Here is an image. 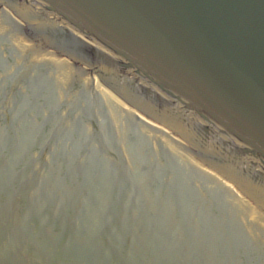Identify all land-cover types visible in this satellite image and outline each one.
I'll return each mask as SVG.
<instances>
[{"label":"rangeland","instance_id":"1","mask_svg":"<svg viewBox=\"0 0 264 264\" xmlns=\"http://www.w3.org/2000/svg\"><path fill=\"white\" fill-rule=\"evenodd\" d=\"M36 43L64 65L38 58ZM71 49L24 5L0 0V264H61L72 258L66 242L95 246L102 264H264V191L243 181L254 215L139 125L120 122L78 82L85 71L115 94L104 69ZM65 62L82 70L71 75ZM123 84L127 93L112 83L117 98L162 118L147 96ZM180 124L167 129L239 190L221 149Z\"/></svg>","mask_w":264,"mask_h":264},{"label":"water","instance_id":"2","mask_svg":"<svg viewBox=\"0 0 264 264\" xmlns=\"http://www.w3.org/2000/svg\"><path fill=\"white\" fill-rule=\"evenodd\" d=\"M14 1L89 42L70 37L105 78L193 125L264 191V0ZM66 248L72 258L61 264H102L95 246Z\"/></svg>","mask_w":264,"mask_h":264},{"label":"bare ground","instance_id":"3","mask_svg":"<svg viewBox=\"0 0 264 264\" xmlns=\"http://www.w3.org/2000/svg\"><path fill=\"white\" fill-rule=\"evenodd\" d=\"M1 13H2V15L6 16L8 19H10V21L15 20L8 11H2ZM13 23L15 25H17L15 22H13ZM77 37L79 38L78 40L81 43L85 44V46L90 47L89 44L85 40L80 38V36H77ZM77 37H76V39H77ZM33 48H36L35 50L38 51V58H41V57L45 58L46 57L48 59H52L56 63V65H58V66L64 65L62 60H60L57 57H54L53 54L46 52L45 49L41 46V44L36 43V44H34ZM65 64H68L69 66H71L70 72H69L71 75H73L75 73L77 76V72H79L78 69L82 70L79 67H73L68 62L67 63L65 62ZM82 73L83 74L78 79V82L80 81L79 84L82 86L83 85L85 86L86 84H88L92 88L91 91L95 97H99L102 102L113 107L116 110V112L118 113V115L120 114L119 118H118V120L120 122L123 121V119H126V120L133 121L134 123L139 125V127L141 129L140 132H142V133L146 132L150 139H154L156 141L155 142L156 145H158L162 149H165V147H166L167 150H170L171 152H173L181 162L188 163L198 173H200L203 177H205L210 182H212L213 184L218 186L220 189L228 192L230 195H232L234 198H237L239 201L243 202L245 205L250 206L251 208H249V209L252 210L251 213L256 215L254 213L255 210H253V209H256L255 208L256 206L254 204H253L254 205L253 206L252 203L250 201H248V199H246V196L243 195L245 188H247V184H243L244 180H242L238 177H235L231 172L227 171L226 175L229 178V180L231 182H233L234 184H238V186L240 185V189H239L240 191L238 189H235L234 187H232L228 183L227 180L225 181V179L223 177H221L218 173H216L212 168H210V169H212L213 171L208 169L207 167H205L202 163H200L193 156H191V154L187 151V148H185V146H184L186 141L183 139L182 136H179L178 134H176L174 132H170V130L167 129V127H165L164 124H162V123L159 124L156 121H154L153 119L149 118L147 116L148 113L146 115V114L139 113V111L132 109L133 106H128L127 104L123 103L121 101V99H119L115 96V94H113L112 92H110L106 88H104L100 84L98 79H96L95 77L90 78L88 76V74L85 73V71ZM125 93H127V92H125ZM122 98H124V97H122ZM122 100L125 102V98ZM113 113H115V111ZM161 113H162L161 115H162V120H163L162 122H164L165 124L166 123L169 124L171 127L175 128V129L177 127L178 128L181 127V124L178 123L176 121V119H174L172 117L171 114L167 115V113L165 112V109ZM149 116L153 117L154 115L152 113ZM184 138L187 139V137H184ZM214 168H216V167H214ZM248 192H250V194H252L253 192L256 193L255 189H253V188L252 189L249 188Z\"/></svg>","mask_w":264,"mask_h":264}]
</instances>
